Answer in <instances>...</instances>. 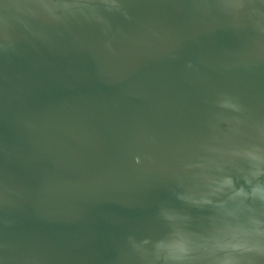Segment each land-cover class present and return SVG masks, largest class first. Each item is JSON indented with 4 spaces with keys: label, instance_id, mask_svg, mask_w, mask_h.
I'll use <instances>...</instances> for the list:
<instances>
[{
    "label": "water",
    "instance_id": "1",
    "mask_svg": "<svg viewBox=\"0 0 264 264\" xmlns=\"http://www.w3.org/2000/svg\"><path fill=\"white\" fill-rule=\"evenodd\" d=\"M255 6L264 12V0ZM125 8L132 19L109 15L107 35L17 29L15 51L0 50V264H264V203L246 213L260 235L217 247L211 222L186 219L192 209L168 190L217 93L264 120V34L253 25L264 16L194 0ZM19 18L0 0V44ZM145 154L156 163L136 164ZM179 241L188 252L174 261Z\"/></svg>",
    "mask_w": 264,
    "mask_h": 264
},
{
    "label": "clouds",
    "instance_id": "2",
    "mask_svg": "<svg viewBox=\"0 0 264 264\" xmlns=\"http://www.w3.org/2000/svg\"><path fill=\"white\" fill-rule=\"evenodd\" d=\"M4 3L7 9L9 0ZM255 4L256 0H194L197 10H216L234 18L245 11L250 18L264 16ZM12 6L24 18H19L14 30L5 21L0 44L5 54L15 51L17 29L42 35L48 28L92 25L107 35L112 28L109 15L132 19L125 0H12ZM253 25L264 34V25L258 19H253ZM106 47L111 49L110 41ZM187 67L194 65L188 62ZM212 103L215 110L208 114L204 132L187 145L189 154L178 159L174 185L168 190L175 201L192 209L186 219L200 224L211 222L215 245L224 247L222 238L260 235L246 227V213L255 203H264V120L253 118L248 106L228 91L217 93ZM152 139L155 143V137ZM134 160L138 165L144 161L156 163L149 154L135 156ZM243 249V244L232 246L233 251ZM187 252L188 244L179 241L169 255L172 260L181 261Z\"/></svg>",
    "mask_w": 264,
    "mask_h": 264
}]
</instances>
